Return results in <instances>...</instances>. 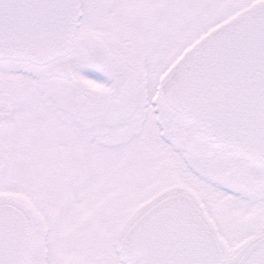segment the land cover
<instances>
[{
	"label": "snow or ice",
	"instance_id": "1",
	"mask_svg": "<svg viewBox=\"0 0 264 264\" xmlns=\"http://www.w3.org/2000/svg\"><path fill=\"white\" fill-rule=\"evenodd\" d=\"M0 264H264V0H0Z\"/></svg>",
	"mask_w": 264,
	"mask_h": 264
}]
</instances>
